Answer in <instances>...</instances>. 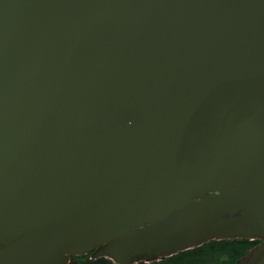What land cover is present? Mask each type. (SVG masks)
<instances>
[{
    "label": "water",
    "instance_id": "water-1",
    "mask_svg": "<svg viewBox=\"0 0 264 264\" xmlns=\"http://www.w3.org/2000/svg\"><path fill=\"white\" fill-rule=\"evenodd\" d=\"M236 238L264 264V0H0V264Z\"/></svg>",
    "mask_w": 264,
    "mask_h": 264
},
{
    "label": "trees",
    "instance_id": "trees-1",
    "mask_svg": "<svg viewBox=\"0 0 264 264\" xmlns=\"http://www.w3.org/2000/svg\"><path fill=\"white\" fill-rule=\"evenodd\" d=\"M259 240L221 239L203 242L191 249L182 250L157 261L137 264H239ZM73 264H114L110 259L98 257L90 258L89 254L75 256L71 259ZM74 261V262H73Z\"/></svg>",
    "mask_w": 264,
    "mask_h": 264
},
{
    "label": "rangeland",
    "instance_id": "rangeland-1",
    "mask_svg": "<svg viewBox=\"0 0 264 264\" xmlns=\"http://www.w3.org/2000/svg\"><path fill=\"white\" fill-rule=\"evenodd\" d=\"M73 262H74V261H73ZM71 264H73L72 261H71Z\"/></svg>",
    "mask_w": 264,
    "mask_h": 264
}]
</instances>
